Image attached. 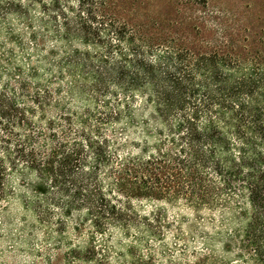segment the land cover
Segmentation results:
<instances>
[{"label":"trees","instance_id":"trees-1","mask_svg":"<svg viewBox=\"0 0 264 264\" xmlns=\"http://www.w3.org/2000/svg\"><path fill=\"white\" fill-rule=\"evenodd\" d=\"M18 1L33 39L40 28L85 46L68 67L92 78L91 95L84 111L48 117V97L26 108L0 93V197L21 180L40 225H88V243L112 228L164 239L159 215L136 202L219 210L223 249L264 264V53L240 30L215 36L229 0H167L146 19L123 15L122 0Z\"/></svg>","mask_w":264,"mask_h":264},{"label":"rangeland","instance_id":"rangeland-1","mask_svg":"<svg viewBox=\"0 0 264 264\" xmlns=\"http://www.w3.org/2000/svg\"><path fill=\"white\" fill-rule=\"evenodd\" d=\"M215 1L210 9L220 6ZM225 4L234 11L218 14L220 18L213 25L215 36L222 37V26L233 33L240 30L242 42L263 54L264 0H229ZM18 7V0H0V93L26 104V108L32 107L33 98L40 93L51 105L46 109L48 117L59 115L64 108L84 111L92 78H85V71L76 76L68 66L79 58L74 51L83 54L85 46L68 44L54 34L43 38L40 28L34 29L38 39H33L34 33ZM121 10L125 16L146 19L163 15L169 4L167 0H122ZM58 19L62 25L64 17ZM86 86L89 93L85 94ZM21 185L19 179L9 180L0 197V264H244L223 249L218 234L226 232L228 226L219 210L196 211L183 201L136 202L135 208L142 215H159L155 226L162 228L164 239L133 242L122 239L112 228L109 236L88 243V225H40L21 202Z\"/></svg>","mask_w":264,"mask_h":264}]
</instances>
